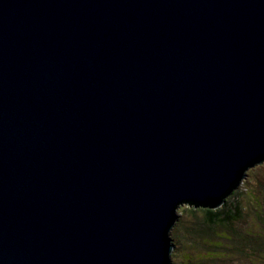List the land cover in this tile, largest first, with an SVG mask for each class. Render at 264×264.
I'll list each match as a JSON object with an SVG mask.
<instances>
[{
	"label": "water",
	"instance_id": "95a60500",
	"mask_svg": "<svg viewBox=\"0 0 264 264\" xmlns=\"http://www.w3.org/2000/svg\"><path fill=\"white\" fill-rule=\"evenodd\" d=\"M263 160L264 0H0V264H173Z\"/></svg>",
	"mask_w": 264,
	"mask_h": 264
},
{
	"label": "trees",
	"instance_id": "16d2710c",
	"mask_svg": "<svg viewBox=\"0 0 264 264\" xmlns=\"http://www.w3.org/2000/svg\"><path fill=\"white\" fill-rule=\"evenodd\" d=\"M256 174L254 180H243V188H239L240 183L219 200L185 208L188 213L201 211L203 214L202 224L198 228H183V239H193L198 245L197 252L201 251L204 257L208 251L212 255L223 252L227 254L226 257H231L234 264H264V229L259 227L261 220H264V173L260 176ZM179 231L182 232L181 229ZM173 237L180 241L179 232ZM213 260L217 263L215 258Z\"/></svg>",
	"mask_w": 264,
	"mask_h": 264
},
{
	"label": "rangeland",
	"instance_id": "374dc122",
	"mask_svg": "<svg viewBox=\"0 0 264 264\" xmlns=\"http://www.w3.org/2000/svg\"><path fill=\"white\" fill-rule=\"evenodd\" d=\"M256 173L258 174V176H260L261 174L264 173V162L260 163V165H256V166H253L252 168H250L248 170L249 175L246 176L245 179H247L248 181H249V179L254 180V175ZM242 182L239 185V188L244 187ZM188 206H190V205L187 203H185V204L182 203L178 207L177 211H178L180 219L182 221L179 220L175 224V226L171 232V235H173V236H175L176 232L180 233V241L176 240V239L174 240L175 241V250L173 251V255H172L173 264H207L205 262L208 260H211L212 258L213 259L215 258V262L217 261V263H214V260L212 259L211 261H209L208 264H222V263L223 264H234V262H232V260H231V257H226L227 254L225 255V253H223V252H219L216 255H212L208 251V252H206V256L204 257L202 255L201 251L197 252L198 245H197V243H195L193 241V239H189V240H187V238L183 239V235H185V233H183V228L188 227V229L191 230V229L198 228L202 224V217H203L202 212L196 211L197 213H195V214L188 213L185 211V208H188ZM180 221H181V223H180ZM202 227H203V225H202ZM259 227L264 229V220H261ZM179 229H181L182 232L179 231ZM258 230H259V232L262 231L261 229H258ZM235 241H236V238H235ZM176 248H177V250H176ZM230 250L231 249L229 248V251ZM258 259H259V257H258ZM243 261H248V260L243 259Z\"/></svg>",
	"mask_w": 264,
	"mask_h": 264
},
{
	"label": "clouds",
	"instance_id": "9594fccd",
	"mask_svg": "<svg viewBox=\"0 0 264 264\" xmlns=\"http://www.w3.org/2000/svg\"><path fill=\"white\" fill-rule=\"evenodd\" d=\"M178 214H179V213H178ZM179 217H180V216H179ZM172 230H173V229H172ZM171 232H172V231H171ZM171 236H172L173 241H174L175 239H174L173 235H171ZM174 243H175V241H174ZM174 250H175V249H174ZM172 255H173V253H172ZM172 260H173V259H172Z\"/></svg>",
	"mask_w": 264,
	"mask_h": 264
}]
</instances>
